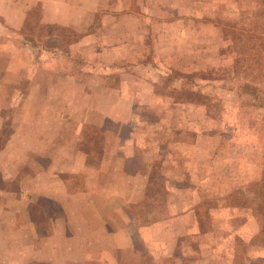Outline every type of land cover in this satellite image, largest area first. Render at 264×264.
Instances as JSON below:
<instances>
[{
	"label": "rangeland",
	"instance_id": "1",
	"mask_svg": "<svg viewBox=\"0 0 264 264\" xmlns=\"http://www.w3.org/2000/svg\"><path fill=\"white\" fill-rule=\"evenodd\" d=\"M82 2L84 10L89 8L90 0ZM37 5L41 3L31 7ZM256 8L257 0H99L93 18L82 21V25L93 22L85 29L42 22L41 8L40 17L35 10L25 29L0 33V81L5 73L22 72L16 64L10 70L8 57L18 52L31 59L36 73L76 76L77 83L66 78V85L77 105L95 100L105 107L112 106L113 100L118 107L113 117L119 122H110V133L116 139L132 137L135 158L153 174L144 200L137 205L141 222L193 209L188 218L193 226L161 225L163 245L168 248L178 230L182 251L194 264H264V247L248 240L264 225V211L258 206L264 174V107L244 92L251 91L244 87L247 84L264 89V81L234 71L233 32L227 27L241 25L240 16ZM1 25L5 26L0 17ZM40 25L65 29L48 36ZM87 29L95 33L84 35ZM82 36H86L81 40L85 46L70 45ZM73 37L77 39L70 42ZM110 88L125 96L80 97L84 91ZM15 104L3 111L0 148L13 128ZM83 115L93 122L103 120L96 110H79L78 116ZM2 179L0 171V187L14 191L0 193V264H44L32 257V227L17 230L7 221L25 220L12 208L5 210L10 204L18 207L14 202L20 196L16 195L19 180L4 184ZM68 183L78 190L83 180L70 178ZM172 187H180L179 193L171 194ZM35 201L31 217L41 238L59 210L46 208L54 202L47 197ZM42 239L36 242L40 240L43 251ZM150 242L154 248L155 242ZM71 247L79 249L80 244ZM138 247L145 250L143 260L155 264L149 244L138 242ZM255 249L258 253L252 257ZM186 259L183 256L179 264H188ZM61 260L95 262L55 259L58 264Z\"/></svg>",
	"mask_w": 264,
	"mask_h": 264
},
{
	"label": "crops",
	"instance_id": "2",
	"mask_svg": "<svg viewBox=\"0 0 264 264\" xmlns=\"http://www.w3.org/2000/svg\"><path fill=\"white\" fill-rule=\"evenodd\" d=\"M38 2L41 3L42 22L85 29L93 22L90 20L89 24L82 25V21L93 18L99 0H90L86 10L82 0H0V17L5 25L0 26V33L4 29L17 33L30 7ZM82 32L84 35L95 33L88 29ZM85 37L70 45L82 48L85 45L81 40ZM8 58L12 66L10 70H14L16 64L22 72L1 76L0 131L3 111L16 104L11 109V113H15L13 128L0 148V171L4 184L19 180V189L15 193L20 196L14 202L18 207L10 204L5 210L12 208L14 213L25 219L24 222L16 219L15 223L7 220L15 224L17 230L19 226L32 227L34 245L31 250L32 257L38 260L36 262L58 264L55 259L79 258L78 262L95 260L94 264H147L143 260L146 258L142 253L145 250L138 247V242H142L144 246L149 244L155 264H168V258L169 264H179L185 255L188 264H194L182 251L178 230L172 233L174 236L168 248L161 240V225L165 222L177 225L181 222L187 224V228L193 226L188 221L193 209L176 211L170 218L141 222L137 205L144 200L153 174L135 158L132 137L116 139L114 132L110 133V122H119L113 117V113L118 111L113 100L112 106L105 107L98 106L95 100L77 105L76 97L67 91L66 85V78L70 83H77L76 76L59 71L54 74L36 73L31 59H23L18 52ZM103 94L110 99L125 96L110 88L102 92L84 91L80 97H100ZM83 109L86 112L98 111L103 120L93 122L86 115L79 117V110ZM116 136L119 135L116 133ZM24 145L27 149H22ZM35 146L41 148L36 150ZM14 161L18 162L17 166ZM10 162L13 164L11 167ZM26 165L30 167L26 168ZM77 177L83 180L78 190L68 183V179ZM170 190L171 194H177L180 187ZM13 191L0 187V193L12 194ZM22 196H25L24 200ZM41 197L54 200L46 204V208L59 210L50 217L48 229L41 237L43 251L40 240L36 242V239H41L38 233L36 235V220L31 217L35 199ZM1 224L3 220H0ZM186 232L189 233V229ZM150 241L155 242L154 248ZM76 242L80 244L79 249L71 247ZM62 245L66 248H59ZM157 245L161 246L159 250ZM256 250L252 251V257L258 253ZM60 264L82 263L61 260Z\"/></svg>",
	"mask_w": 264,
	"mask_h": 264
},
{
	"label": "trees",
	"instance_id": "3",
	"mask_svg": "<svg viewBox=\"0 0 264 264\" xmlns=\"http://www.w3.org/2000/svg\"><path fill=\"white\" fill-rule=\"evenodd\" d=\"M38 7V10H37ZM37 11V16L41 15V6L31 7L25 18V22L21 30L25 29L31 17L34 16V11ZM241 25L237 23L228 24V28L232 30V41L234 47V63L232 65L234 71L238 74L245 72L252 78L264 81V0H257V8L250 15L243 13L240 16ZM40 23V22H39ZM38 23V24H39ZM48 36L53 35L57 30L65 28L58 25H40V29H44ZM41 30V32H43ZM70 39V42L76 40ZM251 91H244L246 94L254 97L259 101L260 106L264 107V89L258 88L255 85H245ZM262 192L259 197V210L264 211V174L261 179ZM250 245H261L264 247V225L261 233L253 235L250 238Z\"/></svg>",
	"mask_w": 264,
	"mask_h": 264
}]
</instances>
